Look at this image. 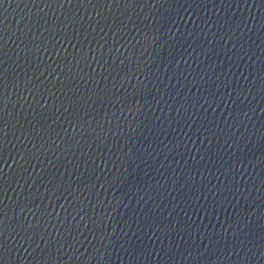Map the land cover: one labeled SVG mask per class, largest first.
Wrapping results in <instances>:
<instances>
[{
	"label": "water",
	"instance_id": "95a60500",
	"mask_svg": "<svg viewBox=\"0 0 264 264\" xmlns=\"http://www.w3.org/2000/svg\"><path fill=\"white\" fill-rule=\"evenodd\" d=\"M0 264H264V0H0Z\"/></svg>",
	"mask_w": 264,
	"mask_h": 264
}]
</instances>
